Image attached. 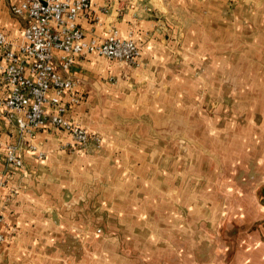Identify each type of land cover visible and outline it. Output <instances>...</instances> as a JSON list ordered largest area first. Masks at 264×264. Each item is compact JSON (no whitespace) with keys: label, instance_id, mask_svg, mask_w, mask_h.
<instances>
[{"label":"crops","instance_id":"0c3cea01","mask_svg":"<svg viewBox=\"0 0 264 264\" xmlns=\"http://www.w3.org/2000/svg\"><path fill=\"white\" fill-rule=\"evenodd\" d=\"M21 1L0 0L15 49ZM78 27L132 38L141 66L95 54L59 69L85 94L68 118L99 146L0 113L24 159L10 169L0 152L14 230L0 264H264V0H92Z\"/></svg>","mask_w":264,"mask_h":264},{"label":"built area","instance_id":"2783aa9c","mask_svg":"<svg viewBox=\"0 0 264 264\" xmlns=\"http://www.w3.org/2000/svg\"><path fill=\"white\" fill-rule=\"evenodd\" d=\"M91 5L92 0H23L11 7L25 26L17 49L0 30V113L5 128L32 135L51 125L68 132L76 150H86L92 141L100 145L99 136H91L68 118L82 97L79 83L64 77L59 69L68 71L77 59L95 54L140 67L142 49L116 29L104 40L87 38L78 27V19ZM30 149L37 152L34 146ZM20 150V143H8L0 133V152L8 168H24ZM5 219L0 208V247L14 233Z\"/></svg>","mask_w":264,"mask_h":264},{"label":"rangeland","instance_id":"374dc122","mask_svg":"<svg viewBox=\"0 0 264 264\" xmlns=\"http://www.w3.org/2000/svg\"><path fill=\"white\" fill-rule=\"evenodd\" d=\"M204 72V69H199L198 71H197V76H199V75H201L202 73ZM80 94H81V97H82V102L85 100V94H82L81 92H80ZM82 104V103H81ZM70 149H71V147H70ZM73 150V149H72ZM74 150H76V148H74ZM78 150V149H77ZM202 189V188H201ZM89 211H92V210H90L89 209ZM92 213H93V215L95 216V214H96V212H94V211H92ZM94 216H93V218H94ZM137 252H141V251H137Z\"/></svg>","mask_w":264,"mask_h":264}]
</instances>
